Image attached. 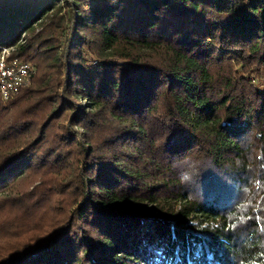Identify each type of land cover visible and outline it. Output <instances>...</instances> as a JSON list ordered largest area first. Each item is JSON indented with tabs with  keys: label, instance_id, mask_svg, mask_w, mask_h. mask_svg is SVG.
<instances>
[{
	"label": "trees",
	"instance_id": "16d2710c",
	"mask_svg": "<svg viewBox=\"0 0 264 264\" xmlns=\"http://www.w3.org/2000/svg\"><path fill=\"white\" fill-rule=\"evenodd\" d=\"M2 48L0 264H264V0H0Z\"/></svg>",
	"mask_w": 264,
	"mask_h": 264
},
{
	"label": "built area",
	"instance_id": "2783aa9c",
	"mask_svg": "<svg viewBox=\"0 0 264 264\" xmlns=\"http://www.w3.org/2000/svg\"><path fill=\"white\" fill-rule=\"evenodd\" d=\"M10 49L0 51V99L8 100L21 87L29 84L31 66L16 57L10 58Z\"/></svg>",
	"mask_w": 264,
	"mask_h": 264
},
{
	"label": "clouds",
	"instance_id": "9594fccd",
	"mask_svg": "<svg viewBox=\"0 0 264 264\" xmlns=\"http://www.w3.org/2000/svg\"><path fill=\"white\" fill-rule=\"evenodd\" d=\"M180 179H181L183 182H188V181H191L192 176H191V174H189V173H182L181 176H180Z\"/></svg>",
	"mask_w": 264,
	"mask_h": 264
},
{
	"label": "rangeland",
	"instance_id": "374dc122",
	"mask_svg": "<svg viewBox=\"0 0 264 264\" xmlns=\"http://www.w3.org/2000/svg\"><path fill=\"white\" fill-rule=\"evenodd\" d=\"M8 49V48H7ZM10 52H11V50H10ZM262 76L264 77V73L262 74ZM253 77H257L258 79L260 78H262V77H259L258 75H257V73H256V75H253ZM264 80V79H263ZM264 86L263 85H261V87L260 88H263ZM166 251L164 250V253H165ZM163 264H170V261L169 260H167V259H165V261H164V263Z\"/></svg>",
	"mask_w": 264,
	"mask_h": 264
},
{
	"label": "snow or ice",
	"instance_id": "6c2138e0",
	"mask_svg": "<svg viewBox=\"0 0 264 264\" xmlns=\"http://www.w3.org/2000/svg\"><path fill=\"white\" fill-rule=\"evenodd\" d=\"M233 227H235V225H233Z\"/></svg>",
	"mask_w": 264,
	"mask_h": 264
}]
</instances>
